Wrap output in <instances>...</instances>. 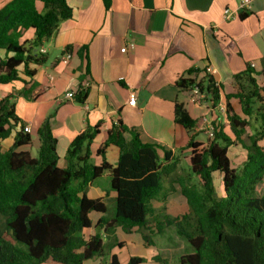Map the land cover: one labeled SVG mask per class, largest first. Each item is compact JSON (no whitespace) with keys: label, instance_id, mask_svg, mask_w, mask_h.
Returning a JSON list of instances; mask_svg holds the SVG:
<instances>
[{"label":"trees","instance_id":"obj_1","mask_svg":"<svg viewBox=\"0 0 264 264\" xmlns=\"http://www.w3.org/2000/svg\"><path fill=\"white\" fill-rule=\"evenodd\" d=\"M244 18L243 14L240 15ZM72 17L68 0H9L0 7V50L11 54L0 58V85L23 81L24 96L34 90L32 65L43 66L46 55L34 50L51 38L59 25ZM33 31L32 41H22L25 31ZM189 72L179 79L183 90L200 88L215 107L222 85L205 72ZM21 76L31 79L22 80ZM261 77L262 82L259 81ZM236 92L225 95L230 137L225 125L215 127L214 137L204 146L196 141L197 122L182 104L175 108V120L190 133L186 149L191 150L186 168L172 151L144 143L138 134L125 138L126 127L118 122L108 132L104 146L96 153L93 143L99 128L89 127L72 141L65 168L58 166L57 138L47 118L38 130L40 147L36 157L25 151L31 145L29 133L16 114L14 96L0 100V264H85L99 259V264H123L114 248H123L114 236L116 228L125 233L146 229L145 242L153 244L152 234L174 227L191 248L178 258V264H264V69L259 73L250 66L234 76ZM31 87V88H30ZM88 90L80 88L72 99L84 104ZM71 99V100H72ZM236 99L237 113L230 103ZM20 127V129H19ZM246 136L247 140H243ZM14 137L5 150L2 142ZM240 144L247 155L240 168H234L229 148ZM119 149L115 166L106 161L108 146ZM162 153V156H161ZM94 155L101 157L99 165ZM105 174L116 193L113 216L102 217L92 228L91 213L105 215L107 206L86 195L91 183ZM222 177L218 194L215 177ZM169 182L180 187L187 209L178 216L154 220L156 232L148 228L153 217L151 202ZM163 227V228H161ZM160 264L169 260L156 256ZM146 259L130 257L126 264H142Z\"/></svg>","mask_w":264,"mask_h":264},{"label":"crops","instance_id":"obj_2","mask_svg":"<svg viewBox=\"0 0 264 264\" xmlns=\"http://www.w3.org/2000/svg\"><path fill=\"white\" fill-rule=\"evenodd\" d=\"M249 1L250 7L242 10L243 0H68L72 17L34 50L47 58L45 65L31 66L35 71L34 90L28 88V96H24L23 81L0 85V100L13 95L18 118L24 127H30L32 142L24 150L32 157H35L33 150L38 154V130L48 118L57 138L58 166L65 168L67 151L78 134L89 127L99 128L92 146L96 153L104 146L108 132L121 121L126 127L127 140L138 134L144 143L172 151L180 158V166L186 168L191 154L186 149L190 133L175 120L177 104L184 105L197 122L198 136L206 135L198 131V126L207 117L216 125H225L226 133L233 138L226 114L218 105L226 106L225 95L236 92L235 75L246 71L251 64L256 65L252 69L259 74L264 69V0ZM7 2L0 0V7ZM227 8L237 12L233 19L225 20ZM33 39V31L23 32L22 41ZM130 44L135 49L121 52ZM10 55L0 50L1 59ZM206 68L213 69L210 76L223 87L215 107L191 103V89L183 90L177 85L179 79L190 78L189 72L193 70L199 72L198 80L202 79ZM21 77L31 82L30 78ZM85 83L89 85L84 104L67 98ZM132 91L137 97L135 106L128 104ZM230 103L241 114L238 100L231 99ZM198 136L196 141L205 146L208 138L205 141ZM243 140H247L246 136ZM13 143L14 137H9L2 145L8 150ZM238 148H242L246 158L247 151L240 144L231 146L229 153ZM105 157L115 166L119 149L108 146ZM101 160L94 155L93 163L99 165ZM216 180L215 177L216 190L221 191L222 185ZM169 189L167 181L165 190L151 202L153 217L148 228L152 232H156L154 220L163 222L164 218L178 216L187 209L180 187L174 185L173 190ZM86 195L107 206L105 215H90L92 228L87 234L94 235L99 220L113 216L116 193L105 174L89 185ZM144 233L146 229H135L128 233L132 234L129 239L127 233L116 228L114 236L124 247L114 248L111 255L117 254L123 264L133 256L144 257L146 262L142 264H160L153 258L183 256L190 247L174 227L152 234V245L145 242ZM191 251L189 248L188 253ZM99 263V259H94L85 264Z\"/></svg>","mask_w":264,"mask_h":264},{"label":"built area","instance_id":"obj_3","mask_svg":"<svg viewBox=\"0 0 264 264\" xmlns=\"http://www.w3.org/2000/svg\"><path fill=\"white\" fill-rule=\"evenodd\" d=\"M250 1L249 0H243V2L240 5V8L242 10H245L247 8L250 7ZM235 14H237V12L235 10H231L230 8L225 9L224 11V18L225 20H229V19H233L235 17ZM128 49H135V45L134 44H130L129 47H125L121 49V52L125 53ZM255 64H251L250 67L251 68H255ZM205 73L207 75H210L211 73H213V69L212 68H206ZM88 83L83 84L82 89L85 90L88 87ZM74 94H68L67 98L68 99H72V96ZM207 98L208 96L202 92L200 90L199 87L197 86H193L191 88V93H190V102L193 104H205L208 103L207 102ZM137 103V97H136V93L134 91H132L129 95V100H128V104L130 106H135ZM211 107L213 105L212 102L208 103ZM219 110H221V112L225 113L226 110V106L222 103H220L218 105ZM215 127L216 124L214 122H212L211 120H209L207 117H204L200 120V125L198 126V131H201L203 133H206L207 137H208V141L211 140L214 137V132H215ZM24 131L29 133L30 132V127L26 126L24 128Z\"/></svg>","mask_w":264,"mask_h":264},{"label":"rangeland","instance_id":"obj_4","mask_svg":"<svg viewBox=\"0 0 264 264\" xmlns=\"http://www.w3.org/2000/svg\"><path fill=\"white\" fill-rule=\"evenodd\" d=\"M199 132H201V131H199ZM199 139L200 140H207V136L206 135H204V134H199ZM238 150V151H237ZM243 150H242V148H238V149H235V150H231V152L229 153V156H230V159H231V162H232V166L234 167V168H240L241 166H242V164L244 163V161H245V156H244V154H243V152H242ZM32 153H33V155L36 157L37 156V151L36 150H33L32 151ZM187 163L188 162H186V167H187ZM182 164V163H181ZM216 181H218L217 182V184H221V175L220 174H217L216 175ZM257 190H258V192L260 193V194H262L263 192H264V184H260L259 186H258V188H257ZM218 191V194H219V192L221 193L222 192V190L221 191H219V189L217 190ZM132 234H127L126 236H128V238L129 239H131V236ZM156 241H157V239H156ZM164 241V240H163ZM190 247H188L187 249H186V252L188 253V249H189ZM181 251V250H180ZM185 252V253H186ZM140 253H142V252H140ZM186 253V254H187ZM176 256H178V257H176ZM184 256V255H183ZM167 257H170V258H168V260H169V264H178V258L179 257H181V256H179V254H172V255H167ZM104 263L105 264H107V260H104ZM43 264H54V263H51V262H47V263H43Z\"/></svg>","mask_w":264,"mask_h":264}]
</instances>
